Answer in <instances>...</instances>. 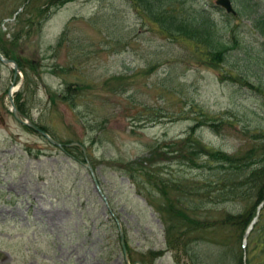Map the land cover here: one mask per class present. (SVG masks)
<instances>
[{"label": "rangeland", "instance_id": "obj_1", "mask_svg": "<svg viewBox=\"0 0 264 264\" xmlns=\"http://www.w3.org/2000/svg\"><path fill=\"white\" fill-rule=\"evenodd\" d=\"M250 2L248 18L214 8L213 0L169 5L177 13L209 9L229 44L215 65L198 56L203 45L169 37L131 0H0V50L21 68L12 99L64 143L55 146L12 116L11 71L0 62V264H123L112 213L130 260L238 264L237 236L248 232L242 264L264 262L263 217L249 231L241 220L220 244L214 237L226 230L188 231L196 261L181 250L183 232L167 245L157 210L160 198L168 203L175 194L163 187L162 195L159 178L198 179L203 170L167 152L192 125L202 144L234 157L261 146L264 38L250 19L264 18V0ZM71 140L83 146L105 200ZM147 157L155 162L144 163ZM193 158L205 162L203 154ZM250 202L206 205L213 207L207 219Z\"/></svg>", "mask_w": 264, "mask_h": 264}, {"label": "trees", "instance_id": "obj_2", "mask_svg": "<svg viewBox=\"0 0 264 264\" xmlns=\"http://www.w3.org/2000/svg\"><path fill=\"white\" fill-rule=\"evenodd\" d=\"M63 1L47 0V3L54 5ZM131 1L139 7L143 16H146L149 21L156 24L158 30L167 33L168 36L173 38H176L177 35L178 37L182 36L192 39L198 42V44H194L195 46L203 45L202 49H195L201 51L197 52V54L199 57H203L205 63L210 61L211 63L209 64H216L215 61L223 59L226 44L220 40L215 31H212L213 21L210 20V17L203 10H195L192 14L189 12L185 13V10H180L181 13H177L174 8L169 6L173 1L185 3L187 0ZM244 7H246V4ZM243 10L247 11L245 8ZM255 25L264 34V21L258 18L255 20ZM3 53L6 54L5 51ZM193 127L194 125L190 127L192 133ZM192 133L179 138L178 144L174 145H177V148L167 152L178 153L177 156L179 157L185 156L183 162H186V164L190 162V165H194L197 169L203 167V170L199 173V178L182 177L175 179L170 176L168 178H159L162 195L163 187H168L175 191L173 201L163 203L160 198L157 202V210H160L162 215H164V219H166L164 237L165 242L169 246L171 245V240L178 243L177 236H174L175 234L178 235L183 232L186 235L188 231H201L206 227L215 232L218 229H222V232L226 230L224 233L225 237H223V234L222 236L217 234L214 237L216 243H224V239H229L233 227L241 220L244 222L243 226L247 225L254 214L255 206L264 198V137L262 139L259 138L261 146L258 151H254L252 147L249 149V153L244 152L241 156L234 157L224 150L202 144L196 137L192 136ZM165 151L162 150L158 153L160 155L156 161H163L161 154ZM201 154L205 155V162L202 165L193 160V156ZM143 162L149 164L155 161L147 157ZM247 197H250L251 202L243 211L229 212L222 209L221 216H215L212 220L207 219L213 215L211 214L213 207L206 208V205L220 204L231 199L238 200ZM164 204L166 205L164 206ZM260 217L264 218V202L259 209L258 218L253 227ZM203 225L208 226L203 227ZM261 227L264 229V221ZM241 234V232L238 234L237 240ZM190 241L191 238L186 235V239L180 244L181 250L188 252L192 259L198 261V255ZM238 250L237 261L240 264L241 252L239 248Z\"/></svg>", "mask_w": 264, "mask_h": 264}, {"label": "water", "instance_id": "obj_3", "mask_svg": "<svg viewBox=\"0 0 264 264\" xmlns=\"http://www.w3.org/2000/svg\"><path fill=\"white\" fill-rule=\"evenodd\" d=\"M227 0H217V2H222V4H225L224 2H226ZM0 60L1 62L3 63H6L8 64L9 66H11L12 68V80L10 81V84L13 83V80H14V76H15V72H16V69H17V65L10 59V58H7V57H4L1 53H0ZM6 95L8 96V99H9V102L11 103L12 105V99H11V89H10V86L7 88V91H6ZM16 111L13 109V113L15 115L16 118H18V116L16 115L15 113ZM1 120V118H0ZM20 120V119H19ZM22 122H26V121H23L21 120ZM31 128H33L34 130L40 132L41 134H43L45 137H47V139L56 144V145H60L57 141H55L54 139H52L51 137H49L44 131H42L40 128H38L36 125H34L33 123H31L30 121H27L26 122ZM86 166L87 168L89 169V171L91 172V175H92V178H93V181L95 183V179H94V176H93V173L91 171V168L89 167L88 163H86ZM96 184V183H95ZM104 197V196H103ZM119 235H120V244H121V248H122V252H123V257H124V261H125V264H128L127 263V260H126V255H125V251H124V246H123V242L121 240V232L119 230ZM133 264V263H132Z\"/></svg>", "mask_w": 264, "mask_h": 264}]
</instances>
